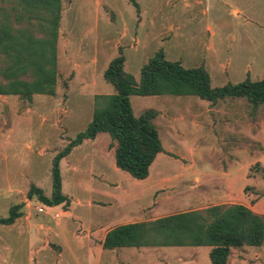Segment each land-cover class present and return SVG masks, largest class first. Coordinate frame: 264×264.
<instances>
[{
    "label": "rangeland",
    "instance_id": "rangeland-1",
    "mask_svg": "<svg viewBox=\"0 0 264 264\" xmlns=\"http://www.w3.org/2000/svg\"><path fill=\"white\" fill-rule=\"evenodd\" d=\"M133 1L137 9L131 0H62L55 95L36 94L31 102L15 95H0V217L8 216L9 206L24 207L31 184L51 196L52 158L90 121L94 96L114 91L102 74L119 47L125 55L124 69L136 81L141 66L159 49L167 59L178 60L186 67L203 64L212 86L225 84L230 73L231 82L242 81L245 70L250 71L251 80L264 76V0ZM0 5L9 7L8 2ZM234 8L240 11L232 12ZM209 47L229 51L211 54ZM87 50H91L88 57L95 58L91 67L94 89L81 91L79 79L72 82L70 90L74 67L82 63ZM130 102L135 116L150 108L157 111L153 123L165 151L157 155L149 177L142 180L116 168L111 147L104 142L105 137L110 140L108 133H101L94 147L84 144L64 161L61 159L62 192L68 196L70 210L82 219L95 225L105 219L121 220L122 216L123 220H136L205 208L214 198L205 195L198 199L190 187H201L211 194L210 187L224 185L225 167L240 169L235 173L239 175L237 184L243 183V166L245 171L252 168L251 181L256 174V180L262 181L259 192L264 194V172L254 165L264 148L259 155L258 145L242 144L244 138L239 135L245 129L247 136L249 128L248 123L242 126L249 115L243 98L227 97L217 107L191 95H131ZM208 106L217 111L206 112ZM225 114L240 121L234 132L219 122ZM256 118L264 123V105L258 108ZM256 138L264 140L261 132ZM102 179L120 188L106 185V197L101 196L98 187H102ZM251 191L246 190L247 194ZM89 197L101 203L94 201L92 207L88 206ZM27 210L23 215L36 221L38 214L32 208ZM30 229L25 224L20 229L0 224V264H44L42 256L52 259L54 251L34 252L46 242L32 243ZM207 250V246L150 247L141 255L131 253L122 258L124 264H211Z\"/></svg>",
    "mask_w": 264,
    "mask_h": 264
},
{
    "label": "trees",
    "instance_id": "trees-1",
    "mask_svg": "<svg viewBox=\"0 0 264 264\" xmlns=\"http://www.w3.org/2000/svg\"><path fill=\"white\" fill-rule=\"evenodd\" d=\"M0 95H15L31 101L35 94L55 95L57 72V35L62 0H0ZM136 9L138 5L131 0ZM122 48L107 64L103 79L111 84V94H96L90 121L67 141L51 164V196L31 184L27 197L37 196L48 205H68L62 193L59 161L84 140L99 132L108 133L115 166L131 177L142 180L156 156L164 152L159 133L153 123L157 111L147 109L133 114L130 96H196L211 104L227 97L243 98L249 116L256 118L264 105V76L240 82L211 85V76L201 65L186 67L169 60L157 50L141 66L139 80L124 69ZM22 204L9 208L0 224H12L20 216ZM264 245V213L253 212L243 204L226 203L202 209L166 214L151 220L117 225L106 233L103 249L121 247L208 246L211 264L227 263L232 247Z\"/></svg>",
    "mask_w": 264,
    "mask_h": 264
},
{
    "label": "crops",
    "instance_id": "crops-1",
    "mask_svg": "<svg viewBox=\"0 0 264 264\" xmlns=\"http://www.w3.org/2000/svg\"><path fill=\"white\" fill-rule=\"evenodd\" d=\"M62 8H63V5H62ZM233 11L239 12L240 10L238 8H234L232 9V12ZM62 12H63V9L61 10L56 47H58V41H59V36H60V25H61ZM84 37L86 39H90V36H88V34L86 33H84ZM85 45L90 47V45L88 44H85ZM93 47H94L93 49L94 53L96 52L97 54V48L95 46ZM207 49H208V53H211V54H213L214 52L220 53L221 51L225 53V50H228V48H223L221 51L219 49L215 51L213 48H210V47ZM90 53H91V50H87L86 52H84V56H82V59L84 60H82L81 64H78L74 67L75 75L73 76V79L71 80L69 84L70 90H71L72 82H76L79 79L81 80H79L78 82L82 84L80 87L81 91H89V90L94 89L93 86H95L96 81L94 77V72L91 69V67L93 66V61H95V58L94 59L89 58L88 55ZM117 53H118V49H117L115 56L117 55ZM113 57H111L109 61ZM56 63H57V72H58V65H59L58 51H57V56H56ZM230 74L228 76L229 78L227 82H231ZM243 75H245L244 79L247 76L250 78L249 76L250 71L245 70L243 72ZM55 92H56V87H55ZM105 94H111V93H105ZM31 101H28V102H31ZM226 101L227 100L222 101V102L224 103ZM218 102L210 106L217 107ZM213 110H216V109L211 108L210 110L208 106L206 112H210V111L213 112ZM247 118L248 119L246 120H248V122H245L244 120L242 122V126H244L245 123H248L249 128L247 129V136H245V133H244L245 129H243L241 133L239 134L241 138H244V143L242 144H245L247 146L258 145L257 150L259 152L261 147L264 148V140L260 141V139L256 138V136L257 134H259V132H261L263 135V139H264V123L263 124L258 123L259 119L257 118L253 119L249 115H247ZM218 120L219 122H223L225 126L228 125L229 126L228 130H233L232 132H234V130L238 128L237 123L240 122L239 120L237 122V119L233 115H230V114L222 115V117L218 118ZM215 123L216 122L214 121V124ZM231 127L233 129H231ZM101 133H105V132H99L95 136V138L84 140L80 145L76 147L82 146L84 144H90V146L94 147L95 142L101 136L100 135ZM104 142L110 145L111 139L108 140L105 137ZM242 144L241 146L243 147ZM241 146L238 147V150H237L239 155L242 152ZM76 147H74L72 150H74ZM71 151L61 159L64 161V159H66V157L71 153ZM112 153H113V148H111L110 156H112ZM259 155H260V152H259ZM105 158L106 157H103L102 160L103 162L105 161L106 163L107 159ZM254 162H255L254 165L261 168V170L264 172V154L261 155V157L258 156V160ZM59 164H60V161H59ZM110 164H112L111 158H110ZM114 164H115V161H114ZM251 169L252 168L249 169L248 167H246V171H245V166H243L244 172H241V175L243 177V183L237 184L235 179L239 175L235 173H239L240 169L238 168L237 170H233L231 167H225L224 173H223V178L225 177L224 185L222 186L220 185L219 187L218 186L210 187L211 194H207L208 191L201 189V187H190V190H191L190 192L196 191L195 197L198 199H203L205 195H208V196L211 195L214 198V200H212V202H210V204L207 206L216 205V204L237 203V204H243L249 207L255 213L263 214L264 213V194L263 192H259V185L262 184V181L261 179L256 180L257 179L256 174L253 175V178H256L255 181L254 182L251 181V175H249V171ZM147 177H149V175ZM195 179L197 180V182H200L199 177H195ZM104 181L106 182L107 180L102 179L100 181L102 182V187H100L97 184L99 186L98 192L101 196L106 197V194H107L105 192V190H107L105 187L106 185H108L109 187H113V188H118V189L120 188L117 183H114V182L105 183ZM94 183H96V180L94 181ZM61 185H62V179H61ZM248 189H252V191L247 194L246 190ZM110 195H111L110 197H112L111 193ZM65 196L68 198L67 195ZM31 198L37 199L38 197L32 196ZM218 199H221V201H217ZM238 199H242L243 201L237 202L236 200ZM94 201L101 203L100 201L94 200L89 197L87 198V205L92 207ZM66 206H64L63 203L59 205H55L47 213H43V214H39L34 211L36 214H38L36 218L37 220L35 219L37 221L36 222L31 219L30 215L28 216L26 214L25 216L23 215L24 211L28 212L27 208H30L26 206L24 203V207L21 208L22 207L21 205L20 207L21 209H19L20 216L17 217L12 224H7L11 226H17L19 229L22 227L23 224H25V226L27 227H29L30 225V228H31L30 229V239L32 240V243L36 244V240H38V244H43L42 240L46 242V244H44L42 247L35 248L36 250H34L36 254H39V252H47V253H50L52 251L55 252V254L52 255V259H49V258L47 259L42 256L44 264H124V258L122 257H126L128 256V254H131V253L135 255H138V254L141 255L142 252H144V250H148V248L150 247H139V248L121 247V248H117L113 250L103 249L102 242L108 230L120 224L134 222V221L151 220V219L161 216L159 215L153 218H145L144 216L143 217L141 216V217L136 218V220L135 219L134 220H123L124 218L122 216L121 220L105 219V221H100L94 225L82 219L81 216L78 214H75L73 210H70L69 208L70 203H68V205ZM10 207L11 206H9L8 209ZM57 207H59V209H56ZM57 211H61V214L59 215V217L55 218L53 216V213ZM129 216H132V214L130 213ZM30 220L31 222L29 223ZM194 247H198V246H194ZM125 248H128V249L132 248V249L126 250ZM209 250H210V247H208L207 253H209ZM203 254L205 256L204 252ZM225 264H264V245H261L259 247H252V246L240 247V248L232 247L230 249V254L228 256L227 263Z\"/></svg>",
    "mask_w": 264,
    "mask_h": 264
},
{
    "label": "built area",
    "instance_id": "built-area-1",
    "mask_svg": "<svg viewBox=\"0 0 264 264\" xmlns=\"http://www.w3.org/2000/svg\"><path fill=\"white\" fill-rule=\"evenodd\" d=\"M24 203L26 206L32 208L36 213L43 214L47 213L50 209H52L55 205H48L39 200L38 198H25ZM61 211H57L53 213L55 218L59 217Z\"/></svg>",
    "mask_w": 264,
    "mask_h": 264
}]
</instances>
